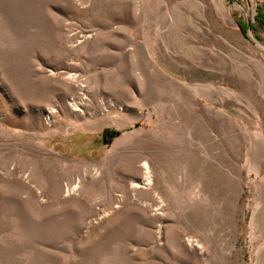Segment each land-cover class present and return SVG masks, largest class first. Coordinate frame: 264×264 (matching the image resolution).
<instances>
[{
	"label": "rangeland",
	"instance_id": "rangeland-1",
	"mask_svg": "<svg viewBox=\"0 0 264 264\" xmlns=\"http://www.w3.org/2000/svg\"><path fill=\"white\" fill-rule=\"evenodd\" d=\"M210 2L0 0V264L264 258V0Z\"/></svg>",
	"mask_w": 264,
	"mask_h": 264
},
{
	"label": "crops",
	"instance_id": "crops-1",
	"mask_svg": "<svg viewBox=\"0 0 264 264\" xmlns=\"http://www.w3.org/2000/svg\"><path fill=\"white\" fill-rule=\"evenodd\" d=\"M225 1H227V0H212V2L207 4V7L210 10H213L217 16L220 15L222 17V16H225V14L223 13V10H222L223 8H225V5H226ZM188 5H189L188 1L183 4V6H185V7L186 6L188 7ZM263 260H264V258L263 259L259 258V264H262V263L264 264Z\"/></svg>",
	"mask_w": 264,
	"mask_h": 264
},
{
	"label": "trees",
	"instance_id": "trees-1",
	"mask_svg": "<svg viewBox=\"0 0 264 264\" xmlns=\"http://www.w3.org/2000/svg\"><path fill=\"white\" fill-rule=\"evenodd\" d=\"M256 22L257 24L264 28V5L260 4L257 8V14H256ZM239 26L242 27L243 32L246 34V36L248 35V25L241 23L240 21H238ZM254 28V25L251 24V29Z\"/></svg>",
	"mask_w": 264,
	"mask_h": 264
},
{
	"label": "bare ground",
	"instance_id": "bare-ground-1",
	"mask_svg": "<svg viewBox=\"0 0 264 264\" xmlns=\"http://www.w3.org/2000/svg\"><path fill=\"white\" fill-rule=\"evenodd\" d=\"M72 78H74L75 80H76V76H71ZM78 83V82H77ZM260 148H262L261 147V142H259V144H258V146H257V148H256V151H254L253 152V158L254 159H256L257 157H258V155L260 154V152H258V150L260 149ZM147 165V164H146ZM147 167V166H146ZM135 185H139V184H135ZM77 187V185L76 186H73L72 188L71 187H68V191L70 192V191H73V190H75V188ZM257 219H259L261 222H262V228H263V230H264V220H263V211L262 210H259V211H257Z\"/></svg>",
	"mask_w": 264,
	"mask_h": 264
},
{
	"label": "water",
	"instance_id": "water-1",
	"mask_svg": "<svg viewBox=\"0 0 264 264\" xmlns=\"http://www.w3.org/2000/svg\"><path fill=\"white\" fill-rule=\"evenodd\" d=\"M247 25H248V32H249L251 30V23H250V21L247 23ZM247 37L250 38V39H252L249 34L247 35Z\"/></svg>",
	"mask_w": 264,
	"mask_h": 264
}]
</instances>
